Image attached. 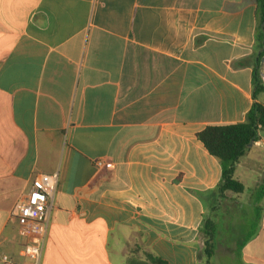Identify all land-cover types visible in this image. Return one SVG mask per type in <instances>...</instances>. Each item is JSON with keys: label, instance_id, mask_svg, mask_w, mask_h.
I'll return each mask as SVG.
<instances>
[{"label": "crops", "instance_id": "crops-1", "mask_svg": "<svg viewBox=\"0 0 264 264\" xmlns=\"http://www.w3.org/2000/svg\"><path fill=\"white\" fill-rule=\"evenodd\" d=\"M255 0H0V264L17 205L55 175L41 264H264V129L233 166L198 133L264 83ZM264 104V91L257 97ZM111 161L113 170L95 162Z\"/></svg>", "mask_w": 264, "mask_h": 264}, {"label": "trees", "instance_id": "trees-1", "mask_svg": "<svg viewBox=\"0 0 264 264\" xmlns=\"http://www.w3.org/2000/svg\"><path fill=\"white\" fill-rule=\"evenodd\" d=\"M258 8V32L256 42L260 49L259 57L264 56V0H255ZM253 98L254 103L242 123L233 125H209L198 133V138L203 143L206 150L216 157L223 164V179L220 186L221 191H232L241 193L244 186L234 179L233 165L243 157L248 146L254 141L258 132L264 129V104L257 101V97L264 91V83L256 67L253 72ZM264 196V180L257 188L255 201L258 204ZM206 242L205 255L206 264H210V259L214 254L213 241L217 234V227L211 219H206L204 223ZM153 264H167L165 261L151 256Z\"/></svg>", "mask_w": 264, "mask_h": 264}, {"label": "built area", "instance_id": "built-area-1", "mask_svg": "<svg viewBox=\"0 0 264 264\" xmlns=\"http://www.w3.org/2000/svg\"><path fill=\"white\" fill-rule=\"evenodd\" d=\"M99 170H113L114 164L105 159L95 162ZM55 175L39 174L32 181L30 190L17 205V221L20 234L26 239L20 255L25 263L16 262L7 254L2 255V264H41L49 219L54 207Z\"/></svg>", "mask_w": 264, "mask_h": 264}]
</instances>
